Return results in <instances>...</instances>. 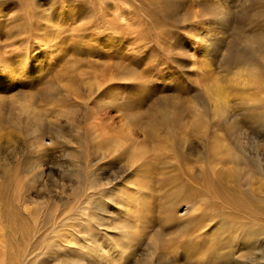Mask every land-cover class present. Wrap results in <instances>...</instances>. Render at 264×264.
Here are the masks:
<instances>
[{"label": "rangeland", "instance_id": "obj_1", "mask_svg": "<svg viewBox=\"0 0 264 264\" xmlns=\"http://www.w3.org/2000/svg\"><path fill=\"white\" fill-rule=\"evenodd\" d=\"M33 261L264 264V0H0V263Z\"/></svg>", "mask_w": 264, "mask_h": 264}, {"label": "bare ground", "instance_id": "obj_2", "mask_svg": "<svg viewBox=\"0 0 264 264\" xmlns=\"http://www.w3.org/2000/svg\"><path fill=\"white\" fill-rule=\"evenodd\" d=\"M65 47V46H64ZM67 47V46H66ZM68 48V47H67ZM37 80H41V75L40 74H37ZM106 87V86H105ZM220 88V87H219ZM219 88H217L216 87V91H220V89ZM119 89L118 88H112V89H110V90H106V91H101V93L99 92V96H101L102 97V95L104 96V98L102 99L103 101H104V103H105V105L106 106H112V105H114V99H115V97H116V94H118L117 93V91H118ZM121 90V89H120ZM122 91V90H121ZM102 93H104V94H102ZM119 95V94H118ZM117 95V96H118ZM97 101V100H96ZM223 102H225V100H223ZM95 104V103H94ZM162 104V103H161ZM159 106H162V105H159ZM229 106V105H228ZM228 108V107H227ZM225 106H223V109L224 110H226L227 109ZM222 109V110H223ZM159 110H160V114L162 115L161 116V118H163V116L164 115H166L167 116V114L169 115V113H171V114H175L174 112H173V110L171 109V108H169V105H163L162 107H160L159 108ZM223 110V111H224ZM228 110V109H227ZM226 110V111H227ZM159 113H156V114H159ZM156 114H154L153 116H152V118H154V119H158V118H156V117H159V119H160V116H156ZM168 117V116H167ZM166 119V118H165ZM168 119H169V117H168ZM167 120V119H166ZM166 120H164V121H166ZM161 122H159L158 120H152V125H151V131H152V133L154 134L155 132L157 133V131H158V129L161 127L160 125H165L166 123H168V122H163V120L161 119L160 120ZM167 126V125H166ZM168 132H170V130H168ZM46 136V135H45ZM42 141V140H41ZM136 169V168H135ZM140 170H141V174L142 173H144V172H142V169H141V167H137V171H136V174H138L139 172H140ZM146 170V169H145ZM129 171H131L130 169H129ZM130 173V172H129ZM128 173V174H129ZM134 173H135V171H134ZM132 175V174H131ZM143 175V174H142ZM134 176V175H133ZM139 176V175H138ZM144 176V175H143ZM135 177V176H134ZM145 180V179H144ZM136 181H137V179L136 178H134L133 179V177H132V179H130L129 180V182H127L126 184H128L130 187L129 188H133V185L134 184H136ZM128 185H126V186H128ZM121 194V193H120ZM232 202H235L236 201V199L235 198H233L232 200H231ZM239 204H244V207L245 208H248V205L246 204V203H244V202H241V203H239ZM141 211H134V215H137L138 213H140ZM22 213V212H21ZM24 214V213H23ZM93 215V214H92ZM15 218H11V220L13 221ZM28 222V221H27ZM88 223H86V225H87ZM73 226V225H72ZM20 228V227H19ZM75 229H77V228H75ZM232 232V231H231ZM75 233V232H74ZM127 236V235H126ZM238 236H240V235H238ZM241 239H242V237H241ZM244 239V238H243ZM131 240V239H130ZM237 240V239H236ZM82 241V240H81ZM240 241H242V240H240ZM245 241V240H244ZM234 242V241H233ZM236 243H237V241H235ZM82 243L80 242V245H81ZM86 244V243H85ZM104 244V243H103ZM238 244V243H237ZM83 245H84V242H83ZM88 245V244H87ZM96 246V245H95ZM96 251V250H95ZM122 252H124V251H122ZM7 255V254H6ZM9 258V257H8ZM14 260V259H13ZM10 261H12V260H10ZM17 261V260H16ZM16 261H14V262H16ZM32 261V260H31ZM34 262V261H33ZM1 264V263H0ZM5 264V263H4ZM15 264V263H14ZM17 264H18V262H17ZM24 264V263H23ZM27 264V263H26ZM29 264H39V263H30L29 262Z\"/></svg>", "mask_w": 264, "mask_h": 264}]
</instances>
